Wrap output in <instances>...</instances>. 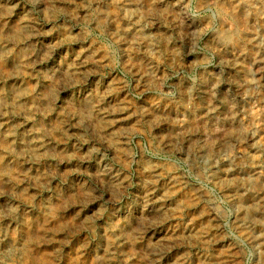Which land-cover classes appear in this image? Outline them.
Returning <instances> with one entry per match:
<instances>
[{"label":"rangeland","instance_id":"1","mask_svg":"<svg viewBox=\"0 0 264 264\" xmlns=\"http://www.w3.org/2000/svg\"><path fill=\"white\" fill-rule=\"evenodd\" d=\"M215 3L0 0V264L259 262L264 248L249 240L236 202L214 177L226 160L243 176L264 177V87L250 52L264 44V12L257 16L243 5L246 37L259 44L241 40L235 67L234 44L226 45L224 62L216 50V31L229 27L231 15L220 17ZM159 7L168 20L181 14L185 22L179 33L160 30L169 37L167 50L154 40L159 29L150 13ZM100 11L108 14L104 21ZM160 21V29L168 25ZM126 22H138L145 39L119 33ZM134 62L148 65L150 74L136 72ZM243 65L253 93L233 86ZM201 77L207 84L214 77L234 102L231 112L221 105L224 94L213 96L216 124L227 125L228 111L246 128L229 148L213 145L207 158L186 140L171 143L161 122L137 114L140 106L158 114L170 107L182 124L184 110L200 98L179 96L187 88L205 96ZM94 98L92 111L84 112L83 100ZM193 138L203 140L199 132Z\"/></svg>","mask_w":264,"mask_h":264},{"label":"bare ground","instance_id":"2","mask_svg":"<svg viewBox=\"0 0 264 264\" xmlns=\"http://www.w3.org/2000/svg\"><path fill=\"white\" fill-rule=\"evenodd\" d=\"M215 2H216L215 5L219 6V8H220L219 9L220 17H222V18L224 16L226 17L227 14L231 15V23L229 24V27H222V28L219 27L220 29H218L216 31V39L215 40L219 44V46L216 49L218 51L217 53L219 55L220 60L222 62H224L226 60L225 57H224L225 56L226 45L234 44L237 47L236 50L238 51L236 54H239V55L236 56V57H231L230 64L232 66H235V67L237 65L239 66L240 65V60H239L240 53H242V51H244L243 47L241 45V43L243 41L241 43H240V41L244 40V41L248 42L249 44H251L253 46L255 45L254 41L256 42L257 45L259 44V43H257L255 38L253 40V37L250 34L247 35V37H246V33L245 32H246V26H247L246 25L247 24V19L245 17L246 14L244 15V13L242 11L243 10V5L247 4L249 7L254 9V11L257 13V16H260V14H262L264 12V0H215ZM204 3H206V2H204ZM163 5L164 4H161L160 6L162 7ZM159 9L160 10H158V11H157V9H155V11L153 13H150V15L152 14L151 15L152 18L155 17L157 19V24L156 25L158 27L157 29H159L157 34H156V37L154 36V40L157 43H158V41L161 42L162 49L163 50H167L166 48L170 44L169 43V37L167 36V34L163 35L160 32V30H163V32L179 33L180 30L185 29V27H184L185 22H184V18L180 16L181 14H179V16L172 17L170 20H168L167 13L165 11L162 12L160 7H159ZM126 11L129 13V16L131 18L132 15H133L132 11L131 10L130 11L126 10ZM178 12H180V11H178ZM106 16L108 17V14L106 13V11L105 12L104 11H100L98 13V20L99 21H104L106 19ZM124 19H126V18H124ZM160 20H167L168 21V25L163 27V29H160V24H161ZM129 23L126 22V24H124V27H120L119 29H117L119 31V33H121L122 35L127 36V37L129 36L130 38H135L136 37V38H141L142 40H144L145 39L144 35H142V34L137 32L138 31L137 30L138 22H136L135 24H134V22L132 24H129ZM220 25H222V24H220ZM168 26L171 27V31H169ZM15 28H17V29H19L21 31L24 30L23 25H18ZM262 28H263V33H264V24L262 25ZM190 35L193 36V33L192 34L190 33ZM143 45H145V48L148 49L149 45H146V44H143ZM170 50L172 51V53H175L172 49H170ZM250 52H252V54H251V56H252V64H251V66L255 69V71H256V73L258 75V78L256 79V81L257 82H261L262 81L261 83H262V85L264 87V76L262 75V72L264 71V44L261 45L260 48H259V46H258V48L257 47L256 48H251ZM168 53H169V51H168ZM131 66L136 72L137 71H142V72L148 73V74H150V72H151L150 69H149L150 67L148 65H147V67L146 66L142 67L139 63L134 62V63L131 64ZM224 69H226V68H224ZM239 74H240L239 77L235 78L233 80V82H232L233 86L235 88H239V90H241L242 94L246 93L247 91L250 92V93H253V91H250L249 89H247V87L245 86V83H244L246 80L250 79L249 68L243 65V67L241 68ZM200 79H201V81L199 82V87L206 88L207 94L205 96H203V92L204 91H200L199 88H197V89L187 88V89L183 90L182 93L179 96L180 101L188 100L190 98V96H192V94H194L195 96H199V98H200L196 108H189V109H185L184 110V113H186V115H187L186 117L187 118L183 119V120L180 119L182 124H180L178 126L175 124L173 110L170 107L168 108V110H166V114H158V113H156L157 111L155 112L152 108H149V109L146 110L143 106H140L139 109H138L137 114L140 117L141 116L144 117V115L147 113L150 116L149 122L152 123V124H155V123L157 124L158 122H161L164 125V127L166 128L167 132H168L167 133V137H168V140L171 143L184 142V140H186L188 147L193 148L195 151H196L197 148H199L198 149V155L202 156L203 158H207L208 156H210V153L212 152L213 145L216 144V146L218 147L219 150H225V149L229 148L233 143H235L234 140L239 141V139L242 136V134L246 131V128L241 126L239 123H235L234 124L233 123V121H234L233 120V116L234 115H232L228 111L225 112V115L227 116V118H225L223 120L224 122L227 123V125L223 126V124H219V125L216 124L217 120H214L213 110H212V107H211V103H212V101L214 99L213 96L214 97L217 96L216 94H224L223 95V101L221 102V105L224 102L223 106H225L226 108L227 107L230 108L231 112H235L234 108H233V105H234L233 99L230 98L227 94L221 93V91L217 87V83H216V80H214L215 79L214 77H209V84H207V80L204 79L203 77H201ZM252 81L253 80H251V82ZM251 84L252 83H250V85ZM105 90H107V89H105ZM255 96L256 97L259 96V92L256 93ZM84 100H83V103H82V107H83L84 112H86V109H87L88 112L92 111V109L94 108V105L99 101V100H97V98L92 99L93 103H91V101L85 102ZM216 104L217 103L214 102V106H216ZM116 107H118V105H116ZM228 108L226 110H228ZM212 118H213V121H212ZM95 119H98V118H95ZM176 122H177V120H176ZM163 125H162V127H163ZM198 132L200 133L201 137L203 138L201 143L197 142V140H195L193 138L194 136H196V133H198ZM250 133H252V130L249 129L248 130V134H250ZM251 136H252V134H251ZM15 144H16V142H15ZM187 145H185V146H187ZM26 154H28V153H26ZM20 170H22V169H20ZM217 171H219V170H217ZM241 173H243V172H241ZM241 173H239V172L237 173L236 169L233 168L231 162L226 160V162L224 163V168L221 171H219V173H217V176H215L214 179H215L216 183L219 186H222L225 189V191L228 192L230 197L236 202L235 208L238 210L237 211V220H240L239 222H241L245 226L246 233L249 236V240L252 241V244L253 243H259L264 248V235L261 234V229H259L261 226H264V194L261 195V194H259L257 192V191H259L261 189H264V177H262L260 175H257V172L254 173L255 175L252 174L251 176H250V174L243 176V175H241ZM237 184H241L242 186H240V187L236 186ZM244 185L251 187V189L254 192H247V191L245 192V190H244L245 186ZM147 200H149V199H147ZM151 212H152V210H151ZM209 218L210 217H208V219ZM157 230H158V228H157ZM99 232H100V230H99ZM186 239H189V238L187 237ZM217 244L219 245V243H217ZM259 257H260V255H259ZM257 264H264V252L262 253V255H261L260 259H259V262Z\"/></svg>","mask_w":264,"mask_h":264}]
</instances>
